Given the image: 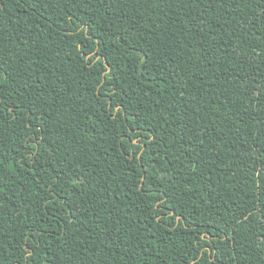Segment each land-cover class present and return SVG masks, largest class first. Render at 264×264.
<instances>
[{
	"label": "trees",
	"instance_id": "16d2710c",
	"mask_svg": "<svg viewBox=\"0 0 264 264\" xmlns=\"http://www.w3.org/2000/svg\"><path fill=\"white\" fill-rule=\"evenodd\" d=\"M0 264H264V0H0Z\"/></svg>",
	"mask_w": 264,
	"mask_h": 264
},
{
	"label": "snow or ice",
	"instance_id": "6c2138e0",
	"mask_svg": "<svg viewBox=\"0 0 264 264\" xmlns=\"http://www.w3.org/2000/svg\"><path fill=\"white\" fill-rule=\"evenodd\" d=\"M3 163H5V161H3V160H0V164H3Z\"/></svg>",
	"mask_w": 264,
	"mask_h": 264
}]
</instances>
